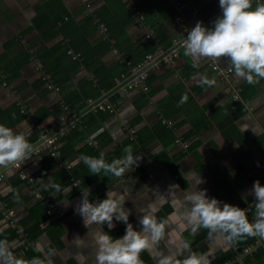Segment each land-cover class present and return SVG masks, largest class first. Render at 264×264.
<instances>
[{"label": "crops", "instance_id": "crops-1", "mask_svg": "<svg viewBox=\"0 0 264 264\" xmlns=\"http://www.w3.org/2000/svg\"><path fill=\"white\" fill-rule=\"evenodd\" d=\"M210 6H215L217 14L205 11ZM221 13L219 0H130L129 4L123 0H0V124L24 131L27 121L32 128L28 141L33 147L47 136H56L62 148L76 127L88 135L60 165L53 160L45 165V157L51 153L45 147L34 149L24 162V168L37 177L42 193L59 209L58 217L49 214V204L20 178L14 165L0 168L4 175L0 183V240L8 241L17 257L50 256L53 264H94L87 229L74 211L81 191L88 188L90 202H97L108 190L129 187L138 207L152 203L154 213L167 218L179 207L168 193L169 186L187 188V179L191 187L193 176L185 177L190 171L206 181L199 187L206 188L209 197L250 207L248 217L253 220L254 196L247 193L256 180L264 185V79L249 85L233 72L224 80L211 66V59L195 62L183 54V42L196 23L211 28ZM58 18L65 22L60 24L58 36L49 38L47 23ZM179 18L186 23L181 24ZM155 45L165 53L178 48L180 56L175 64L166 61L153 69L149 92L140 86L129 88L128 83L138 75L133 63L156 53ZM72 51L80 58L73 57ZM25 53L30 59L23 63ZM15 60L23 66L12 76L7 70ZM220 61L229 66L227 58ZM46 63L52 65L53 72L45 70ZM203 75L216 80L211 89L197 84ZM46 77L60 81L62 90L51 89ZM112 82L116 85L109 89ZM234 88L242 89L249 106L233 98ZM184 94L188 99L181 104ZM67 95L73 100L72 116L61 106ZM22 105L27 112L21 111ZM129 145L133 155L142 159L119 178L103 172L93 175L78 160L103 154L110 163L122 159ZM66 162L84 176L75 178L78 184L66 178ZM69 187L71 192L65 193ZM125 207L132 209L129 222L139 230L131 199ZM9 209L27 227L29 242L6 217ZM114 223L113 229L105 226L104 230L114 238L122 237L126 225ZM173 227L176 231L159 246L141 253L144 264H158L161 250L176 251L183 259L188 254L183 249L185 242L192 251L209 253L212 264H262L264 260L252 256L257 249H264L263 242L251 255H241L245 246L257 244L252 237L248 244L236 248L239 239L229 242L208 229ZM76 235L85 238V247L75 246L72 240ZM78 253L87 259L82 261Z\"/></svg>", "mask_w": 264, "mask_h": 264}, {"label": "clouds", "instance_id": "clouds-1", "mask_svg": "<svg viewBox=\"0 0 264 264\" xmlns=\"http://www.w3.org/2000/svg\"><path fill=\"white\" fill-rule=\"evenodd\" d=\"M257 4V3H255ZM254 5V4H253ZM222 16L213 21V27H205L202 22H197L187 34L183 42L184 56L191 57L195 62L201 58L220 61L227 58L228 65L238 80L249 85L258 84L264 79V3L252 8V0H219ZM199 86L211 89L216 80L203 75L197 81ZM187 94L181 97L180 103H186ZM24 131H15L13 128L0 124V168L24 164L32 157L33 145L29 143L31 125L25 122ZM122 159L106 162L103 154L97 157L80 156L93 175L101 172L105 176L122 177L139 164L142 159L134 156L131 145L125 149ZM193 176L192 186L188 187L189 180L185 179L187 188L181 189L179 185H170L169 195L178 204V209H173L167 218H159L153 209V204L138 207L132 199L129 187L123 190L107 191L105 198L90 202V190L81 191V199L76 204L74 211L82 218L87 229L86 236L91 242L94 264H144L140 258L141 253L153 249L161 244L166 237L176 231L175 225L184 231L208 229L210 233L222 236L226 241L234 242L242 237L264 238V185L259 180L247 195L254 196L255 216L249 220V208H240L209 197L206 188L199 185L206 181L198 174L191 171L185 174ZM65 193L71 192V187ZM56 192L60 193L57 186ZM132 201L138 214L139 230L129 222L132 209L126 208L128 200ZM67 206L69 202H65ZM251 205V206H252ZM114 222L126 225L125 234L114 238L110 232L105 231L115 227ZM102 226V227H100ZM94 229L91 234L89 230ZM77 248L86 246L85 238L76 235L72 240ZM183 249L187 255L180 258L176 251L161 250L158 254V264H212L209 253L195 252L190 244L185 242ZM80 259L86 260L83 253H78ZM0 264H53L50 256L43 259L34 257L24 260L17 257L11 245L6 240H0Z\"/></svg>", "mask_w": 264, "mask_h": 264}, {"label": "built area", "instance_id": "built-area-1", "mask_svg": "<svg viewBox=\"0 0 264 264\" xmlns=\"http://www.w3.org/2000/svg\"><path fill=\"white\" fill-rule=\"evenodd\" d=\"M124 3L129 4L130 0H123ZM260 4V3H264V0H252V5L253 4ZM222 16V13L220 14ZM179 22L181 24L186 23L184 18H179ZM153 37V33L149 35V38ZM72 55H74V57L76 59L80 58L79 54H75L73 51L71 52ZM180 56V51L178 50V48L173 49L171 52L169 53H165L164 51H158L154 54H150L147 56V58L145 59V61H143L141 64L134 66L133 69L134 71H143V75L141 76H136L134 77L129 83H128V87L129 88H135L137 86L142 87L146 92L150 91V86L147 84L146 80L149 77V72L151 69H155V68H159L160 64H164L166 61L170 62L172 64L176 63V58ZM130 65H132V63L129 61L128 62ZM211 66L213 67V69L215 70V72L217 73V75L224 79V80H228L231 78L233 71L229 66H224L221 61H213L211 60L210 62ZM138 77V78H137ZM48 86L53 89L56 90L58 92H60L62 90V87L57 85L53 79H49L48 82ZM232 96L236 101H241L243 102L246 106H249V101L244 97L243 91L242 89H238V88H234L232 91ZM62 105L69 111V116L73 115L74 110L71 108V106L62 99L61 101ZM21 111L22 112H27V108L25 105H22L21 107ZM94 141H92L93 143ZM39 147V150H44L42 149L43 147H45V149H48L52 155L54 156H61L62 152H61V146L59 143V140L56 136H50L41 143ZM66 166L69 169L73 168V164L70 162H66ZM14 167L18 170L19 176L20 178H22L23 180H26L30 183V185L32 186V188L35 190L36 194L43 198L48 204H49V214L52 217H58L59 214V209L56 207V205L52 202L50 197L45 196L42 192V188L41 185L38 182V179L36 176L31 175L25 168H24V164L21 163L19 165H14ZM4 178V175L0 173V183L2 182ZM75 180V179H74ZM76 182V181H74ZM76 184H78L76 182ZM6 217L10 220L12 226L17 230V233L27 242L30 241V236H29V232L27 230V227L25 226V224L21 221V219L19 217H17L16 213L14 210H6ZM257 244L256 245H247L245 246V248L243 249L241 255L243 254H248L251 255L253 253V251L255 252L256 249L262 245V242L264 243V238H260V237H255Z\"/></svg>", "mask_w": 264, "mask_h": 264}, {"label": "trees", "instance_id": "trees-1", "mask_svg": "<svg viewBox=\"0 0 264 264\" xmlns=\"http://www.w3.org/2000/svg\"><path fill=\"white\" fill-rule=\"evenodd\" d=\"M257 5H258V4H254V5H252V7L254 6V8H255ZM205 11H207V13H208L209 11H213L214 14H217V10H216L215 6H210V7L207 8V10H205ZM205 11L203 10L201 13L204 15ZM175 16H176V18H177L178 15L175 14ZM37 22H39V20H37L36 23H37ZM63 22H65V20H63L62 18H58V19H56V20H54V21H50V23H49V22L47 23V33L49 34V32H51V37H50V35H49V38H56V37L58 36V34H59V31H58V30H59V26H60V24H62ZM43 25H45V23H43ZM48 25H49V26H48ZM35 27H38V26L35 25ZM159 38H161V36H159ZM160 43H162V44H164V45L167 46V44L164 43V42H162V40H161ZM159 49H160V46H159V45H155V47L153 48V51L158 52ZM68 50H71V49L69 48ZM74 53H75V52H74ZM75 54H77V53H75ZM73 57H74V55H73ZM29 59H30V54H28V53H25V57H24V58H21V60L23 61V63L28 62ZM144 61H145V60H144ZM23 63H21V62L19 63L18 60L12 61L9 70H7V71H9V72L12 74V76H15V75H17V74L19 73L21 67L23 66ZM141 63H142V62H140V63H136V64L133 63L132 67L137 66V65H139V64H141ZM44 67H45V70H46L47 72H53V71H54V68L52 67V65L48 66V63H46V64L44 65ZM150 71H151V72H149V77H148L147 80H146V82H147L148 85H149V80H150V78H151V74H152V72H153V69H151ZM50 78L53 79V81H54L57 85L61 86V84H60L61 82L59 81V82H60V83H59V82L57 81V79H56V78L54 79L53 77H46L45 82H47V84H48ZM114 83H115V82H114ZM114 83L112 82V83H111L110 85H108L107 87H108L109 89H112V88L116 85V84H114ZM61 87H62V86H61ZM83 96H84V95H82L81 99L84 98ZM66 97H67V98H64V100H65L69 105H70V103L73 104V100L69 97V95H67ZM84 100H86V97L84 98ZM72 104H71V105H72ZM61 106H63V105H61ZM94 110H95V109H94ZM94 110H93V111H94ZM95 112H97V111H95ZM92 113H93V115H94V112H92ZM35 117H38V114H36ZM80 129H81L80 127H76V128H74L73 131L71 132V134H69V136H67L68 143H67L66 145H64V146L61 148V152H62V156H61V158L54 157L51 153H49V155H48L47 157H45V161H44L45 165L48 164V162H49L50 160H53L55 164H59V165H60V164L63 162L62 159L67 158L68 155H69L73 150L76 149V147H78L81 143H85V141H87V138H88L87 133L84 132L83 130L81 131ZM64 172H65L64 174L66 175V178L68 179L69 182L75 181L74 179L77 178V177H79V178H80V177H81V178H84V176L80 173V171H79L77 168H72V169H69V170L65 168ZM74 176H75V177H74ZM30 234L32 235V231L30 232ZM249 239H250L249 237H242V238H240V239H239L240 241L237 240L238 243H237V244L235 243V247H236V248H241V247H243L245 244H248ZM251 239L253 240V239H255V238L252 237ZM252 256H253L254 259H258L257 261L262 260L263 257H264V249H263L262 247L259 248V249H257V251H256L255 253H253ZM253 258H252V260H253ZM246 262H247V263H250V259H246ZM261 263L264 264V260H262Z\"/></svg>", "mask_w": 264, "mask_h": 264}, {"label": "rangeland", "instance_id": "rangeland-1", "mask_svg": "<svg viewBox=\"0 0 264 264\" xmlns=\"http://www.w3.org/2000/svg\"><path fill=\"white\" fill-rule=\"evenodd\" d=\"M138 75L137 76H141V75H143L144 73H143V71H135ZM138 78V77H137Z\"/></svg>", "mask_w": 264, "mask_h": 264}, {"label": "water", "instance_id": "water-1", "mask_svg": "<svg viewBox=\"0 0 264 264\" xmlns=\"http://www.w3.org/2000/svg\"><path fill=\"white\" fill-rule=\"evenodd\" d=\"M43 141H44V140H42L40 143H38L37 145H35V146L33 147V150L36 149L38 146H40L41 143H42Z\"/></svg>", "mask_w": 264, "mask_h": 264}]
</instances>
